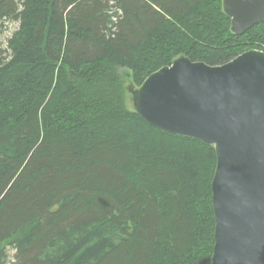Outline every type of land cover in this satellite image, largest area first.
I'll return each instance as SVG.
<instances>
[{
	"label": "trees",
	"instance_id": "trees-1",
	"mask_svg": "<svg viewBox=\"0 0 264 264\" xmlns=\"http://www.w3.org/2000/svg\"><path fill=\"white\" fill-rule=\"evenodd\" d=\"M222 1L0 0V264L211 263L215 149L147 123L125 78L264 51Z\"/></svg>",
	"mask_w": 264,
	"mask_h": 264
},
{
	"label": "water",
	"instance_id": "water-1",
	"mask_svg": "<svg viewBox=\"0 0 264 264\" xmlns=\"http://www.w3.org/2000/svg\"><path fill=\"white\" fill-rule=\"evenodd\" d=\"M231 30L264 22V0H223ZM135 111L150 125L213 146L210 264H264V51L209 65L176 57L146 77Z\"/></svg>",
	"mask_w": 264,
	"mask_h": 264
},
{
	"label": "rangeland",
	"instance_id": "rangeland-1",
	"mask_svg": "<svg viewBox=\"0 0 264 264\" xmlns=\"http://www.w3.org/2000/svg\"><path fill=\"white\" fill-rule=\"evenodd\" d=\"M19 23L13 20L0 21V42L4 48L7 47V40L18 29ZM125 78L126 89V104L130 109H135L134 105V93L139 89V86L135 85L129 78ZM15 250L10 248L9 255L11 259H14Z\"/></svg>",
	"mask_w": 264,
	"mask_h": 264
}]
</instances>
